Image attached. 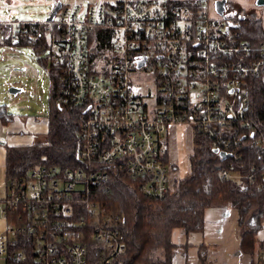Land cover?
Wrapping results in <instances>:
<instances>
[{
  "label": "built area",
  "instance_id": "1",
  "mask_svg": "<svg viewBox=\"0 0 264 264\" xmlns=\"http://www.w3.org/2000/svg\"><path fill=\"white\" fill-rule=\"evenodd\" d=\"M53 11L56 19L31 23L62 28L58 41L49 40V57L65 65L59 103L81 108L80 166H38L4 183L0 259L114 264L125 250L122 218L104 207L97 187L126 177L150 200L172 192L175 126L207 134L217 156L240 145L242 130L252 145L263 144L245 120V84L260 74L264 52L255 55L237 13L219 15L213 0H66ZM96 28L110 44L92 57Z\"/></svg>",
  "mask_w": 264,
  "mask_h": 264
},
{
  "label": "trees",
  "instance_id": "2",
  "mask_svg": "<svg viewBox=\"0 0 264 264\" xmlns=\"http://www.w3.org/2000/svg\"><path fill=\"white\" fill-rule=\"evenodd\" d=\"M227 5L241 11L231 2ZM242 16L243 20L238 16L235 19L238 31L259 56L258 50L264 52L261 21L245 13ZM61 34L62 28L56 21L44 25L24 22L20 26L0 27V44L31 47L37 56H44L40 62L49 76V110L44 140L25 146L4 145V183L25 177L38 166H55L62 171L80 166L77 155L81 143V108L59 103L65 86L62 76L65 65L49 57L50 38L58 41ZM88 38L90 44H95L92 57L110 44L109 33L101 28L94 29ZM245 91L248 100L245 120L254 130V139H262L263 144L252 145L249 130L241 129L240 138L244 137L240 145L228 149L229 157L225 158L214 154L207 134L193 129L190 172L175 181L174 190L163 198L150 200L144 197L138 190V181L126 177H111L97 187L104 207L122 218L119 227L125 250L114 264H173L178 249L172 241L173 232L179 230L186 236L202 233L205 210L220 205L236 212L242 252L261 256L263 259H257V263L264 264V243H258L255 238L264 220V60L260 74L247 77ZM12 119L13 115L0 105V121L6 124ZM222 171L235 174L237 178L222 179ZM186 264L211 263L206 251L202 250L196 263Z\"/></svg>",
  "mask_w": 264,
  "mask_h": 264
},
{
  "label": "rangeland",
  "instance_id": "3",
  "mask_svg": "<svg viewBox=\"0 0 264 264\" xmlns=\"http://www.w3.org/2000/svg\"><path fill=\"white\" fill-rule=\"evenodd\" d=\"M235 8L249 11L256 8L254 0H229ZM54 2L66 3V0H0V22H35L56 19L53 12ZM264 29V15L257 13ZM7 29V28H6ZM43 55L37 56L29 46H6L0 44V105H4L7 112L20 117H31L36 121L47 118L49 110V76L40 60ZM14 87L20 90L10 94L8 90ZM23 118V117H22ZM175 126L169 136V153L180 169L173 171L171 178L174 181L182 179L189 170L188 152H191L192 134L185 126ZM45 134H31L36 141L44 140ZM0 181V197L3 193V171ZM177 232L182 233L179 230ZM178 234L174 233L172 241L179 243ZM180 236V235H179ZM258 237L264 239V220ZM183 238V237H182ZM191 240V239H190ZM0 264H5L0 259Z\"/></svg>",
  "mask_w": 264,
  "mask_h": 264
},
{
  "label": "crops",
  "instance_id": "4",
  "mask_svg": "<svg viewBox=\"0 0 264 264\" xmlns=\"http://www.w3.org/2000/svg\"><path fill=\"white\" fill-rule=\"evenodd\" d=\"M10 114L13 115L12 113ZM22 117L14 114L13 119L10 122L4 124L0 121V172L3 171V174L5 164L4 145H30L36 141L31 134H45L47 131V118L43 121H36L28 116ZM178 127L184 128L182 126ZM170 135L171 132L169 136ZM190 155L191 152H188V162ZM169 157L171 163L173 164V168H176L175 171L180 169L181 167H178L176 159H174L175 161L171 159L170 153ZM189 172L190 166L189 170L184 173L183 177L188 175ZM261 230L262 227L257 232L255 237L258 243H264V239L258 237ZM174 233H179V243H175L177 244L178 249L173 259V264H186L187 262L196 263L199 251L202 250L206 251L207 259L211 264H258L257 259L261 258V256L257 257V255L250 256L242 252L240 249V234L236 225V212L228 206L220 205L205 210L204 229L202 233L191 234L189 236L183 235L176 230Z\"/></svg>",
  "mask_w": 264,
  "mask_h": 264
},
{
  "label": "water",
  "instance_id": "5",
  "mask_svg": "<svg viewBox=\"0 0 264 264\" xmlns=\"http://www.w3.org/2000/svg\"><path fill=\"white\" fill-rule=\"evenodd\" d=\"M226 4H227V0H215L214 1V8H215V11L219 14V15H222L223 12L226 11ZM254 6L257 7V8H262L263 9V13H264V0H254ZM55 11V10H54ZM54 11H53V14H54ZM52 14V15H53ZM239 20H243L244 17H239L238 18ZM18 90H16L14 87H11L9 90H8V93L10 94H15ZM220 156L222 157H229L228 154H224V153H221Z\"/></svg>",
  "mask_w": 264,
  "mask_h": 264
},
{
  "label": "flooded vegetation",
  "instance_id": "6",
  "mask_svg": "<svg viewBox=\"0 0 264 264\" xmlns=\"http://www.w3.org/2000/svg\"><path fill=\"white\" fill-rule=\"evenodd\" d=\"M213 1H215V0H213ZM229 0H227V3L229 4ZM253 3H254V1H253ZM226 12L227 13H229V14H233V13H237V16L238 17H244V16H242V14H246V16L248 15V16H254V17H256L257 16V13H260V14H263L264 15V13H263V9L262 8H254V9H250L249 11H238L237 9L236 10H232L230 7H228V5L226 4Z\"/></svg>",
  "mask_w": 264,
  "mask_h": 264
}]
</instances>
